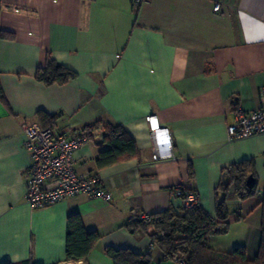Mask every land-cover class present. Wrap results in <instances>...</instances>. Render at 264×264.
<instances>
[{
    "label": "crops",
    "instance_id": "1",
    "mask_svg": "<svg viewBox=\"0 0 264 264\" xmlns=\"http://www.w3.org/2000/svg\"><path fill=\"white\" fill-rule=\"evenodd\" d=\"M0 29L12 35L0 41V85L9 107L0 103V264H113L107 248L166 264L152 242L153 228L128 230L132 212L181 217L184 206L174 191L182 187L215 218L223 170L247 160L255 163L258 194L228 202L230 232L210 238L209 246L257 258L264 134L231 138L228 128L236 109L260 107L264 0H147L139 6L133 0H2ZM48 59L77 78L64 86L40 83L36 75ZM40 112L57 117L58 132L94 129L76 171L100 180L112 201L80 196L30 208L23 128L40 125ZM151 115L170 130L171 157H155L146 123ZM107 123L121 127L139 155L99 169ZM75 214L88 233L100 236L86 263L66 262L67 221Z\"/></svg>",
    "mask_w": 264,
    "mask_h": 264
},
{
    "label": "trees",
    "instance_id": "2",
    "mask_svg": "<svg viewBox=\"0 0 264 264\" xmlns=\"http://www.w3.org/2000/svg\"><path fill=\"white\" fill-rule=\"evenodd\" d=\"M2 0H0L1 12ZM12 38L0 29V41ZM77 74L65 68L58 62L48 59L46 66L38 70L36 79L46 86H64L74 81ZM0 103L8 107L6 98L0 85ZM38 117L42 127L55 124L57 117L40 112ZM104 144L108 149L100 151L96 164L99 169L108 168L121 161L134 159L139 155L135 141L121 128L112 124H105ZM86 130H94L87 128ZM190 179L194 178L193 168L190 167ZM252 176L256 184L248 186V179ZM234 186L235 193H230ZM182 188V187H181ZM259 182L256 175L254 161H243L232 165L222 172V181L216 190V216L212 218L200 205L184 208L181 217L171 212L153 215L159 219L153 222L131 221L127 228L131 233L139 230L154 229L151 235L153 244L164 253L166 260L174 261L177 256L184 259L186 264H264V193H263V222L262 241L259 254L254 261L246 259L244 249H237L232 254L212 250L209 240L212 237L224 236L230 232L228 202L235 197L239 201H246L257 196ZM185 192H191L182 188ZM100 236L88 233L80 215H71L67 221L66 262L86 263ZM106 255L113 264H153L150 254H138L131 250H116L107 248ZM12 264V263H7ZM20 264H30L23 262Z\"/></svg>",
    "mask_w": 264,
    "mask_h": 264
},
{
    "label": "built area",
    "instance_id": "3",
    "mask_svg": "<svg viewBox=\"0 0 264 264\" xmlns=\"http://www.w3.org/2000/svg\"><path fill=\"white\" fill-rule=\"evenodd\" d=\"M147 0H133L139 6ZM221 10L216 4L215 12ZM236 123L229 126L228 133L233 137H248L264 134V87L260 90V107L252 112L242 109L235 111ZM146 123L153 141L157 160L172 156V137L170 130L160 125L156 116H148ZM24 146L30 155L29 179L27 182L26 202L30 208L42 209L67 199L88 196L105 202L112 201V195L101 187L100 180L76 171L78 155L92 142L93 132L86 129L58 132L55 127H42L39 124L23 128ZM174 194L182 200L184 208L199 205L193 192L175 189ZM159 219L153 215L132 212L130 221L153 222ZM176 264H186L177 256Z\"/></svg>",
    "mask_w": 264,
    "mask_h": 264
},
{
    "label": "water",
    "instance_id": "4",
    "mask_svg": "<svg viewBox=\"0 0 264 264\" xmlns=\"http://www.w3.org/2000/svg\"><path fill=\"white\" fill-rule=\"evenodd\" d=\"M247 183H248V186L252 187L256 184V181L252 176H250Z\"/></svg>",
    "mask_w": 264,
    "mask_h": 264
},
{
    "label": "rangeland",
    "instance_id": "5",
    "mask_svg": "<svg viewBox=\"0 0 264 264\" xmlns=\"http://www.w3.org/2000/svg\"><path fill=\"white\" fill-rule=\"evenodd\" d=\"M166 264H176V263H173L171 261H167Z\"/></svg>",
    "mask_w": 264,
    "mask_h": 264
}]
</instances>
